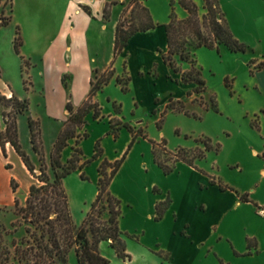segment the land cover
Segmentation results:
<instances>
[{"label":"rangeland","instance_id":"1","mask_svg":"<svg viewBox=\"0 0 264 264\" xmlns=\"http://www.w3.org/2000/svg\"><path fill=\"white\" fill-rule=\"evenodd\" d=\"M117 1L116 4L110 5L107 24L110 25L116 20L119 22L125 18L124 23L127 29L132 20V13L128 10L131 2L130 0H123L122 3L120 0ZM193 1L201 14L203 0ZM148 2L156 18L162 20V24L170 21L172 12L179 18L187 15V10L179 0H148ZM10 12L11 0H0V23L2 19L9 17ZM138 15L146 21L141 9L136 11L135 16ZM6 29L8 31V28H4L3 31ZM105 36L107 43L105 41L102 57L106 54L110 55L111 52L110 43L108 44L110 38L107 34ZM160 40L159 33L157 41ZM159 50L162 51L160 47ZM132 51H136L133 57L135 66L149 65L153 61L154 53L149 45H141ZM196 59L207 84L203 94L193 92L191 96H188L187 92L193 91L194 84L178 83L177 76L172 73L171 77L168 76L167 66V69H158L156 66L153 72L147 75L146 80H141V87L145 93L143 102H137L134 94L130 92L131 80L128 83L129 91L125 92L115 78V82L107 92L103 93V103L100 105L101 118L94 119L91 112L87 117L86 126L80 131L82 134L87 131L88 137L82 138L79 145L74 143L72 149L68 148L66 154L62 155L63 163H67L75 152L73 148L80 147L83 151V160L89 161L83 169L78 167L64 179L72 216L79 226L85 220L96 198L100 165L105 160L115 162L123 158L127 152L119 171L112 180L110 189L121 201L120 228L126 242L127 253L131 258L119 257L109 241L102 242L100 251L110 260V264H151L157 261L156 258L166 261L167 255L161 249L168 242L169 234L175 226L174 211L180 212L181 219L186 218L189 210L193 208V200L198 201L205 195L204 187L198 180L200 176L208 178L211 184L217 185L222 192L228 193L226 197L232 196V209L221 225L223 232L236 235L237 238L234 236L236 242L242 239L247 240L250 247H253L255 240L245 236L246 234H264V158L262 157L264 116L260 112H254L256 101L252 100V94L247 92L246 87L251 71H254L256 65L260 63L258 52L250 49L241 54L226 50L224 47L220 50L202 47L196 51ZM177 62L179 64L178 59ZM23 66L26 68L24 71ZM28 66L23 62L21 65L19 56L11 47L9 39L5 36L1 37L0 87L7 82L19 96L28 94L30 97L29 113L18 116L20 144L30 156L37 169L36 172L40 173V156L31 143L28 116L30 114L39 118L45 164L47 172L53 175L50 155L55 136L60 128L53 114L58 115L61 110L57 106L44 104L41 95L42 78L38 71L29 73ZM124 67L122 76L125 80L126 63ZM105 71H99V73L102 74ZM111 81L112 79L108 84ZM136 85L138 84L135 83L134 87ZM27 88L30 89L29 92L26 91ZM170 97H173L175 101L173 105L176 107L180 105L176 101L182 100L185 110L167 109L164 104L166 101L167 104L170 102ZM213 101H216L217 108L212 106ZM115 102L122 105L120 114L115 112L113 106ZM10 111H12L11 104L6 105L0 102L2 130H5L4 120L6 115L11 113ZM164 111L166 113L161 121ZM110 114L115 116L113 117L115 125L121 121L122 124L127 123L133 127L138 134L134 141L133 134L125 126L119 131L117 137L109 133ZM10 115V121H12L13 115L12 113ZM163 140L166 141V145ZM153 142L160 143L158 153L163 160L171 159V155L166 150L176 152L184 148L191 152L188 153V158L193 161L192 164L184 161L173 163L171 159L167 164L173 166L174 170L168 175L164 174L154 162ZM97 143H100L102 154L94 158ZM7 147L11 145L6 144L7 157L0 147V249L8 248L13 253V243L19 242L26 235L25 222L19 215V209L26 203L31 184L39 183V181L22 163L17 153L8 154ZM194 153L202 154V156L194 157ZM7 164L11 167H7ZM107 171L111 173V167H108ZM195 171L200 176H194ZM168 195L173 200L175 198L173 210L168 212L167 217L163 216L161 221H156L153 218L155 205L167 201ZM242 196H247L248 201L242 200ZM237 198L242 201V206L239 208L234 206ZM219 238L220 236L216 238L218 240L216 242L218 252H216L224 253L225 256L229 255L233 249L232 241L229 238ZM216 252L212 251L208 259L226 264L224 255L220 256ZM254 259L255 261L264 259V254L261 258ZM0 264H4L1 256ZM69 264H78L73 251L69 255Z\"/></svg>","mask_w":264,"mask_h":264},{"label":"trees","instance_id":"2","mask_svg":"<svg viewBox=\"0 0 264 264\" xmlns=\"http://www.w3.org/2000/svg\"><path fill=\"white\" fill-rule=\"evenodd\" d=\"M117 2V0H113L106 4L104 8V18L106 20L110 16V5ZM130 2L133 7L132 9L129 7L128 10L132 13V20L127 29L124 23L125 18L119 20L116 25L113 60L109 68L102 74L99 73V70H95V75L91 81L90 93L82 105L74 107L71 101L67 103L69 117L59 132L50 155L53 175L47 172L45 164L46 158L44 157L40 140V122L35 120L30 114L28 116V126L33 149L40 156V173L36 172L37 169L34 163L23 150L19 141L18 116L29 113V101L20 99L15 94L7 97L0 92V102L12 105V111L10 112L13 115L12 121H10L11 113L6 115L4 120L5 130L0 127V147L2 152L7 157L6 144L9 143L21 157L30 173L39 181V183L31 184L26 203L19 209V215L25 222L26 235L19 242L13 243V253L8 248L0 249V256L4 264H69V255L72 251L76 255L78 264H110V260L100 251L101 243L106 241L110 242L111 247L116 250L119 257L131 258L127 253L126 242L122 237L120 228L121 201L110 189L112 180L119 171L127 152L123 158L115 162L105 160L100 165L96 198L92 202L85 220L79 226L75 223L72 216L68 193L64 187V179L78 167L83 169L89 161L83 160V151L80 147L73 148L75 152L67 163H63L62 154L71 139H76L77 145H79L82 138L88 137L87 131L83 134L80 131L86 126L87 117L91 112H93L94 119L101 118L102 107L94 100V97L115 77L114 62L129 45L134 35L158 27L165 28L168 49L166 53L162 54V58L175 73L181 74L180 82L183 84H194L193 91L187 92L188 96H191L193 92L203 94L207 89L201 68L197 64L195 54L197 48L207 47L220 50V45L224 44L230 51L236 53H246L250 50L246 44L240 42L233 35L220 7L219 0H204L206 13L203 15L200 14L199 8L193 0H179L187 10L188 16L180 19L172 12L170 21L163 25L154 22L149 9L142 4V0H130ZM83 9L89 14L92 13L88 6H83ZM138 9L144 12L146 21L140 15L135 16ZM9 22L10 16L5 20L2 19L0 27L8 25ZM22 44L20 29L17 27L14 49L19 55L21 54ZM21 58L24 65H29L24 57L21 56ZM176 58L180 61L189 62L191 69L183 71ZM263 66L264 61L256 65L255 69H260ZM22 70H24L23 67ZM130 80L131 77L128 73L125 80L123 76L116 77L117 83L122 86L125 92L129 91L128 83ZM64 82L66 83L65 78ZM173 102H175L173 98H170L167 109L185 110L182 100L176 101L180 104L179 107L174 106ZM113 106L115 112L120 114L122 105L115 102ZM212 106L217 108L216 101L212 102ZM165 113L164 111L161 115V121ZM261 114L264 116V110L261 111ZM123 126L127 127L133 134L134 141L138 134L133 127L127 123L122 124L121 121L118 122V125H115L113 118L110 120L109 133L117 137ZM163 143L166 145L165 140H163ZM159 146L160 143L153 142L152 154L154 162L162 169L164 174L168 175L174 170L173 166L167 164L171 159L173 163L184 161L192 164L193 161L188 158V153L191 152L184 148H180L176 152L166 150L171 155V159L163 160L158 153ZM101 154L100 143H97L94 158ZM193 156H202V154L194 153ZM262 157L264 158V153ZM7 167L11 166L7 164ZM108 167H111V173H108ZM82 177L84 178V174H82ZM241 199L248 201L247 196H242ZM170 202L171 199L168 198L167 201L156 204L154 216L156 221L163 218Z\"/></svg>","mask_w":264,"mask_h":264},{"label":"crops","instance_id":"3","mask_svg":"<svg viewBox=\"0 0 264 264\" xmlns=\"http://www.w3.org/2000/svg\"><path fill=\"white\" fill-rule=\"evenodd\" d=\"M111 1L113 0H11L10 22L8 25L0 27V38L4 36L8 38L11 47L14 49L16 29L17 27L20 29L23 44L21 54L16 53V55L19 56L21 65L22 56L29 62L28 72L38 71L42 78L41 95L44 104L57 106L61 110L60 114H53L54 119L60 125L53 143H55L59 132L69 117L67 103L71 101L74 107L82 105L90 93L95 70H107L113 60L118 20L109 25L104 18V8ZM120 2L122 3L123 0ZM219 2L233 35L250 49H255L258 52L259 61H264V0H219ZM148 3V0H142V4L149 9L154 22L162 24V20L156 18L151 4ZM83 6L90 7L92 13L89 14L85 11ZM132 7L133 5L130 6V9ZM202 8L201 15L206 13L204 0ZM187 16L188 12L180 19ZM4 28H8V31L7 29L3 31ZM159 33L161 40L157 41ZM106 34L110 38L108 44L110 43L111 52L110 55L107 56L106 54L102 57L103 46L107 43ZM144 44L149 45L153 50V61L149 65L139 64L135 66L133 57L136 51L133 52L132 50ZM159 47L162 51L159 50ZM221 47L228 50L224 44L220 45ZM200 48L195 50V54ZM167 49V36L164 27L134 35L129 45L117 57L114 65L115 77L112 78L110 84L105 86L104 90L95 95L94 100L100 105L103 103V93L107 92L117 76H122L125 70L124 63H126L127 73L131 77L132 89L130 92L134 94V99L137 102H143L145 97L141 80H146L147 75L151 74L156 66L158 69H167V66L169 68V72L167 70L168 76L171 77L173 74L177 76L176 79L180 82L181 74L175 73L162 58V54L166 53ZM186 63L188 62L179 60L183 71L191 69V64L186 65ZM23 69L26 70L24 66ZM64 78L67 84L64 82ZM135 83L138 85L134 87ZM246 87L247 92L252 94V100L256 101L254 112L261 113L264 110V66L260 69H254L253 73L249 75ZM26 91L29 92L30 89L27 88ZM0 92L7 97L15 94L20 99H27L30 107L28 94L19 96L9 83H4L0 87ZM156 101L155 105H157ZM166 102L164 106H167ZM109 117L115 116L110 114ZM33 118L40 122L39 118ZM74 143L77 144L76 139L69 141V145L63 151L64 155L68 148L72 149ZM7 152L9 155H12L13 152L17 153L12 146L7 147ZM19 158L21 159L20 156ZM21 161L24 164L22 159ZM194 176L200 175H197L195 171ZM198 180H200V185L204 187V197L198 201L193 200V208L191 211L189 210L188 216L184 219L180 218V212L174 211L175 226L169 234L168 242L161 249L162 252L166 253L167 260L161 261V259L156 258L157 261L151 264H221L208 259L212 255V251L218 250L216 247L217 236H220L219 239L229 238L232 241L233 249L229 255L226 254L225 256L224 253L216 252L220 256L224 255L226 264H264V259H256V261L254 259L255 257L261 258L264 254V234H246L245 236H250L255 240L253 247H250L247 240L242 239L237 240L240 242H236L234 239L236 235L223 232L221 225L232 209V196L226 197L228 193L222 192L217 185L211 184L206 177L200 176ZM198 190L201 191V189ZM168 196L170 198V195ZM234 202L235 207L242 206L240 199L237 198ZM174 203L175 198L174 200L171 199L163 216L167 217L168 212L173 210ZM154 216L153 214V218Z\"/></svg>","mask_w":264,"mask_h":264}]
</instances>
